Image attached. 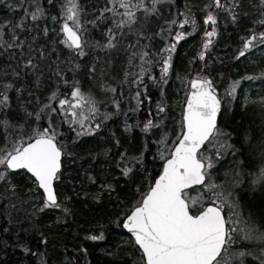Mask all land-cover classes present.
Segmentation results:
<instances>
[{"label":"snow or ice","instance_id":"6c2138e0","mask_svg":"<svg viewBox=\"0 0 264 264\" xmlns=\"http://www.w3.org/2000/svg\"><path fill=\"white\" fill-rule=\"evenodd\" d=\"M174 2L105 0L97 8L88 0H15L18 19L0 21V264H91L80 244L74 251L82 262L65 245L54 261L48 248L55 241L45 232L72 215L63 186L85 158L89 182L97 181L90 169L112 168L129 185L109 219L130 234L127 264H246L254 254L253 264H264V212H246L240 197L245 186L264 189V95L252 99L241 88L244 80L264 82V69L223 85L224 73L209 70L222 15L251 24L234 59L261 50L264 0L252 5L255 14L244 0H203L173 12ZM93 28L103 29L101 39ZM198 31L196 54L176 71L178 44ZM234 105L258 107L259 123L239 133L225 127ZM114 117H122L120 135ZM101 179L86 197L112 196L117 184ZM45 209L60 215L43 224ZM103 229L97 224L84 239L104 240ZM120 247L108 255H120Z\"/></svg>","mask_w":264,"mask_h":264},{"label":"trees","instance_id":"16d2710c","mask_svg":"<svg viewBox=\"0 0 264 264\" xmlns=\"http://www.w3.org/2000/svg\"><path fill=\"white\" fill-rule=\"evenodd\" d=\"M202 2L203 0H175L173 12L177 10L183 11L184 4L195 5L201 4ZM244 2L245 11H248L250 14H255L256 8L252 7V5H258V0H244ZM14 3L15 0H0V21L4 19H18L21 13L19 10L14 11L11 7ZM104 3L105 0H88V4H94L97 8H102ZM85 6L87 7V4ZM95 15L97 13L89 9L88 18L92 19ZM165 15H167V12H165ZM197 18L199 19V14H197ZM155 23L154 21L153 27ZM250 27L251 24L246 19L241 23L233 24L230 19L226 20L223 15L221 16L218 24L219 35L215 38V43L210 52L211 63L209 68L214 76H218L221 72L224 73V79L219 80L218 85L225 84L229 77L237 79L239 76L244 75L258 76L259 72L264 69V54L255 56L254 51L256 49H250L245 56L239 57L238 59L233 58L237 54V49L241 47V37L247 35L246 29ZM91 33L94 39H101L103 29L93 28L91 29ZM200 39L201 33L198 31L178 44V54L175 61L176 71L183 73L186 70V62L196 54ZM119 59H123V57L121 56ZM9 63L11 62L9 61ZM116 63L118 64L119 60H116ZM0 70H6V65L2 61H0ZM245 83L253 85L256 89L255 96L257 98L264 95V82H262L261 78L251 81L244 80L241 82V88ZM176 86L178 87L179 84ZM172 99H179V97L172 96ZM258 113V107L250 106L247 110H244L235 106L233 111L224 114L222 123L225 127L235 129L239 133L245 125H248L253 119H256ZM175 114L176 118L179 119V108L176 109ZM144 115V112L141 111L139 118L143 119ZM129 117V122H134L136 117L132 113H129ZM113 119L119 121L120 127L118 128L111 121H109V124H112V127L117 131V135H120L122 132V117H114ZM256 123H259L258 119H256ZM138 132L139 130L137 129L133 134V146L137 142ZM89 146L91 145H85V147ZM80 164L87 167L86 158L72 169L71 180L63 186V191L67 195L72 196V203L69 204L72 215L66 220H62L59 226L54 227L51 232L45 229L46 234L49 235V239L55 241L54 245L48 248V252L52 254L54 261L62 260L64 258L62 255L64 253L62 245H65L67 247V255L69 257H76L82 262L84 260L83 255L74 251L76 246L80 244L88 249L87 260L91 264H127L128 258L123 255V252L128 246L121 243L119 237L126 236L129 238V236L125 234L122 228L109 223V219H115L116 212L120 210V205L116 201L117 195L123 198L128 190L129 185L126 182V178L120 176L119 170L116 169L108 168L106 173L102 174L99 168H93L90 171L97 177V181L96 183H91L87 180L84 171L80 168ZM102 175L105 179L117 184L116 191L111 197L105 193L101 201H93L90 196L86 197L84 193H96L99 190V185L103 182L101 179ZM18 182L21 184V191L23 192L25 182L23 180ZM77 192H79L78 196L75 194ZM240 197L245 211L259 218L260 214L264 212V189H251L245 186L244 190L240 192ZM58 215H60L59 210L45 209L42 216L43 224L54 221ZM0 224H3L2 217H0ZM97 224L104 226V240H85L84 237L86 234L95 232ZM32 242H34V239ZM118 245L121 246L120 255L109 256L107 253L110 251L115 252ZM53 247L56 249L55 252H53ZM105 247H109L106 254L102 253ZM10 254L13 260H23V254L21 253Z\"/></svg>","mask_w":264,"mask_h":264},{"label":"rangeland","instance_id":"374dc122","mask_svg":"<svg viewBox=\"0 0 264 264\" xmlns=\"http://www.w3.org/2000/svg\"><path fill=\"white\" fill-rule=\"evenodd\" d=\"M94 54L103 57V53H102L100 50H96ZM262 54H264V46H261V50H257V49H256V50L254 51V55H255V56H256V55H262ZM218 81H219V80H218ZM242 88L245 89V91L248 93V95H249L252 99H256V98H257V97L255 96V90H256V89L253 87V85H250V84L245 83V84H243ZM235 106H236V105H234V106L232 107L231 111H233V109H234ZM231 111H229V112H231ZM229 159H230V158H229ZM125 239H128V237H126V236H120V237H119V240H120L121 243H124V240H125ZM249 247H250L251 250L254 251V253L256 252V249L252 248L251 245H250ZM108 249H109V247H105V248H103L102 253H105V254H106V253L108 252ZM107 254H108V253H107ZM255 260H256V256H255V254H254L253 256H251V257H247V258H246V264H253V262H254Z\"/></svg>","mask_w":264,"mask_h":264},{"label":"water","instance_id":"95a60500","mask_svg":"<svg viewBox=\"0 0 264 264\" xmlns=\"http://www.w3.org/2000/svg\"><path fill=\"white\" fill-rule=\"evenodd\" d=\"M123 230L126 232V234L130 235V234L128 233L127 229H123Z\"/></svg>","mask_w":264,"mask_h":264}]
</instances>
